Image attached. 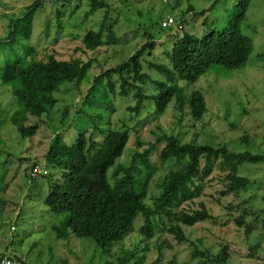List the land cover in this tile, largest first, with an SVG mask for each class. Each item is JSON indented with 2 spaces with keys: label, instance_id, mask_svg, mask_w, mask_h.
<instances>
[{
  "label": "rangeland",
  "instance_id": "374dc122",
  "mask_svg": "<svg viewBox=\"0 0 264 264\" xmlns=\"http://www.w3.org/2000/svg\"><path fill=\"white\" fill-rule=\"evenodd\" d=\"M107 1L109 22L116 20L113 30L118 42L91 54L97 61L90 69V79L79 86L80 92L65 83L62 90L54 93L58 102L51 110L29 117L25 124L38 125L33 136L22 137L9 121L21 104L12 94L11 85L0 79V257L18 256L21 264H121L125 254L133 249L135 255L126 264H168L172 256L178 264H194L191 241L198 249L213 253L227 244L231 254L226 264H264V163L239 164L238 174L249 182L224 195L220 191L228 165L220 158L212 159L210 170L204 175L202 172L199 195L176 207L196 209L203 202L213 215L212 219L183 226L189 241L178 243L163 227L146 238L139 232L143 222L140 217L134 220L127 235L106 249L90 238L55 237L51 226L63 215L51 212L44 204L50 182L71 163L78 132L85 128L90 131L96 123L104 129L110 124L111 128L129 130L127 145L117 159L121 164H130L137 141L142 142L139 150L150 143L156 145L150 158L152 171L144 170L140 176L145 181L148 203L152 195L160 192L161 177L170 168L171 160L163 162L159 156L164 143H156L163 132L179 133L181 140L195 139L196 143L226 146L232 151L264 153V56L258 57L264 52V0H250L239 24L252 41V52L244 66L225 69L216 65L194 83L180 81L186 93L197 89L204 94L207 110L200 120L193 119L188 108L180 117L173 101L160 115L148 105L149 101L138 116L131 115L126 106L134 103L132 96H111L107 89L105 92L102 73L126 59L146 41L148 34L157 42L155 56L167 61L168 49L183 33L202 36L211 28L227 26L239 0H128L123 4ZM33 2L37 7L27 10ZM211 5L205 13H196ZM169 15L183 20L182 30L159 27V20ZM102 17L103 9L89 12L88 0H0V67L23 57L28 48L41 54L54 47L64 58L80 55L76 46L81 44L87 28L98 29ZM12 22L16 23L15 28ZM95 77L100 81L95 82L96 91L92 93ZM113 78L118 80L116 74ZM56 133L60 142L46 155ZM245 133L250 138L243 141L241 136ZM32 164L40 171L31 176ZM42 168L49 174L40 173ZM112 170L108 171L111 181ZM238 216L243 219L242 225L235 221Z\"/></svg>",
  "mask_w": 264,
  "mask_h": 264
},
{
  "label": "trees",
  "instance_id": "16d2710c",
  "mask_svg": "<svg viewBox=\"0 0 264 264\" xmlns=\"http://www.w3.org/2000/svg\"><path fill=\"white\" fill-rule=\"evenodd\" d=\"M117 1L120 4L128 2ZM36 2L28 5L27 10L37 7ZM249 2L239 0L232 21L223 28H211L202 36L190 33L178 36L167 51V61L155 56L153 50L157 42L151 35H146V41L126 59L103 71L105 92L107 89L111 96L131 95L134 103L127 105L126 109L134 116H138L147 107V101L157 115L162 114L173 101L180 117L188 108L193 119L200 120L207 110L204 94L197 89L186 93L180 81L194 83L216 65L234 69L247 63L252 52V41L242 33L239 24L245 18ZM109 4L107 0H88L89 12L103 9V17L98 29H86L81 44L75 48L80 51V55L71 54L64 58L54 47L41 54L28 48L23 57L0 67L1 81L11 85L12 94L21 104V108L9 116V121L22 137L33 136L37 132L36 123L27 125L25 122L30 116H41L51 110L58 102L54 93L62 90L63 84L71 83L65 86L81 91L79 86L90 79V69L97 61L91 55L94 51L118 42L119 38L113 30L116 20L109 22ZM212 6L196 13L203 14ZM187 10H191L190 6ZM177 21L180 25L178 29L182 30L183 20ZM159 22V27L165 28L161 26V19ZM15 27L16 23L12 22V28ZM262 56L264 52L258 54V57ZM114 74L118 80L113 78ZM98 78H94V83ZM96 87L95 83L92 93ZM65 112L67 114V110ZM249 138L248 133L241 136L243 141ZM52 139L46 155H50L53 145L60 142L59 134L56 133ZM128 139L127 128H111L110 124L104 129L96 123L90 131L85 128L78 132L71 163L65 170L59 168L60 175L50 182L44 199V204L51 212L63 215L51 226L57 239L73 236L90 238L96 245L106 249L113 241L127 235L134 220L140 217L143 222L139 232L146 238H151L156 229L163 227L178 243L189 241L183 226L212 219L213 215L203 202L196 209L177 210L176 207L182 201L192 200L199 195L202 177L210 170L212 159L220 158L223 164L228 165L220 191L224 195L238 191L249 182L248 178L238 174L239 164L264 163L262 152L232 151L226 146L196 143L195 139L181 140L179 133L163 132L157 136L156 143H164L159 156L163 162L171 160L170 168L161 177L160 192L152 195V201L148 203L145 181L140 176L144 170L152 171L150 158L157 147L150 143L139 150L142 142L137 141L138 147L130 156V164L124 165L117 162V159L123 154ZM47 162L50 165V161ZM52 166L57 167L55 164ZM34 168H38L36 164L31 166V176L33 172L37 174L40 171L38 169L35 172ZM111 168L112 181L108 175ZM42 169L40 173L49 174L47 169ZM162 216L167 217L168 222ZM235 221L238 225L243 224L241 216L236 217ZM189 244L193 246L190 257L196 260L194 264H226L231 254L227 244H222L217 253L198 249L191 241ZM134 255L133 249L129 250L121 264H126ZM6 258L21 264L18 256L4 255H1L0 263ZM168 264H178L176 257L172 256Z\"/></svg>",
  "mask_w": 264,
  "mask_h": 264
},
{
  "label": "built area",
  "instance_id": "2783aa9c",
  "mask_svg": "<svg viewBox=\"0 0 264 264\" xmlns=\"http://www.w3.org/2000/svg\"><path fill=\"white\" fill-rule=\"evenodd\" d=\"M161 26L165 28L177 27V29L180 27V25H178V21L176 20V18H174L171 15L167 16L165 19L161 21ZM34 171L37 172L38 168H34ZM1 263L2 264H18L16 260H12L9 258L1 260Z\"/></svg>",
  "mask_w": 264,
  "mask_h": 264
}]
</instances>
